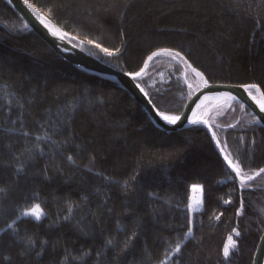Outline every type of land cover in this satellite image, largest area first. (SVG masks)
Masks as SVG:
<instances>
[{"label": "trees", "instance_id": "1", "mask_svg": "<svg viewBox=\"0 0 264 264\" xmlns=\"http://www.w3.org/2000/svg\"><path fill=\"white\" fill-rule=\"evenodd\" d=\"M29 2L121 71L170 49L209 83L264 93V0ZM24 25L0 0V264H161L177 243L167 264H252L264 230V129L250 111L232 101L218 125L205 116L208 124L165 132L129 93L64 61ZM186 69L159 56L137 83L156 109L179 115L192 95L193 74L177 76ZM207 125L241 175L254 177L244 187ZM193 184L202 203L190 215ZM35 203L40 221L16 220ZM230 235L237 247L225 259Z\"/></svg>", "mask_w": 264, "mask_h": 264}, {"label": "water", "instance_id": "2", "mask_svg": "<svg viewBox=\"0 0 264 264\" xmlns=\"http://www.w3.org/2000/svg\"><path fill=\"white\" fill-rule=\"evenodd\" d=\"M4 1L20 15L24 23L28 25V29L34 32L41 40H43L47 44V46L51 50H53V52H55L60 58L83 72L114 83L116 86L125 90L143 108L152 123L165 132H177L190 128L193 124H190L188 122V119L186 118H191L192 111L198 110L197 105H201V101L205 103L207 101H212L213 99L221 98L222 96H220V94L225 92L234 95L236 97V100L230 101H237L244 105L254 116L259 125L264 129V112L260 111L259 104L256 102V100H253L248 95V93H246L243 88L240 87L241 85L222 83H209V88L198 87L189 97L183 107V110L179 114L181 116V120L178 121L175 125L167 124L157 115L156 108L153 106V103L151 102L149 97L145 95V92L140 91L141 87H137V80L140 78H138L136 81H133L129 76L125 75L126 72L106 64L105 62L84 51L80 47L74 45L72 41L77 39L68 33L66 38L63 40L59 39L58 37L52 36L48 29L45 28L44 25H42L40 21L37 20L36 17L32 14L31 10L27 8L23 0ZM38 11L41 12L40 10ZM41 14L49 24V27H52L54 30H59L52 25V23L42 12ZM181 57L183 56L181 55ZM182 60L185 61V57H183ZM151 62H149V65ZM147 69L145 70V73ZM187 69L191 71L189 68ZM252 91V95L256 96L257 100H259L261 103H264V95H262L261 89L260 92H256L255 90ZM205 96H209L211 98L209 100H204ZM207 128L210 129L208 125ZM216 149L221 158L224 160V155L221 152L220 148L216 147ZM252 264H264V230L258 240L252 258Z\"/></svg>", "mask_w": 264, "mask_h": 264}, {"label": "snow or ice", "instance_id": "3", "mask_svg": "<svg viewBox=\"0 0 264 264\" xmlns=\"http://www.w3.org/2000/svg\"><path fill=\"white\" fill-rule=\"evenodd\" d=\"M23 2L25 3V5L27 6L28 9L31 10L32 14L36 17L37 20L40 21V23L42 25H44L45 28L48 29V31L51 33L52 36L54 37H58L59 39L63 40L66 38L67 33H64L62 31L59 30H54L52 27H49V24L46 22L45 18L43 17V15L41 14V12H39L37 10L36 7L33 6L32 3L29 2V0H23ZM28 25L25 24L24 27H27ZM89 43H93L92 41H89ZM96 48H100V50L102 52L105 53V55L107 56H114L116 55V51H110L108 48H102L100 44H95ZM159 56H169L173 59L176 58H181L183 59V57H181V54L179 52H174L170 49H160L158 51H153L150 55L147 56V58L145 59L144 63H143V67L140 68L139 71H133V72H126L125 75L129 76L133 81H136L138 78H142L145 70L149 67V62L153 61V59L155 57H159ZM185 65L187 66V68H189L191 70V73L193 74L194 77L199 78L200 80V84L198 85V87H203V88H209V81L208 79L205 78V75L203 72L198 71L197 68L192 67L191 64H189L186 60L184 61ZM137 87H139V85H137ZM189 88L192 87L191 84L188 85ZM241 88H243V90L248 93V95L253 99L256 100V102L259 104V108L261 112H264V103H261L259 100H257L256 96L252 95V90H255L256 92H260V88L256 85V84H247V85H241ZM141 92H144L143 88H140ZM145 95H147V93H145ZM262 95H264V93H262ZM220 96L226 98L227 100H236V97L234 95H232L231 93L225 92V93H221ZM211 97L209 96H205L204 100H209ZM203 103V101H201V104ZM155 107V105H153ZM200 108V105H197V109ZM157 115L163 120L165 121L167 124L170 125H175L178 121L181 120V116L180 115H169L166 114L164 111H160L159 109H156ZM188 119V122L190 124H208V120L203 119L201 117V115H199L197 113V111L193 110L192 111V117L191 118H186ZM24 135H28L27 133H25ZM213 136H215V133H213ZM46 136H38L37 140H41V139H46ZM219 143V142H218ZM69 160L72 159L71 156L68 157ZM224 160L227 164V166L229 168L232 169V171L235 173L236 178H239L240 180V186L244 187L245 181H251L254 179L253 176H243L241 175V167L238 163H234L232 161V159L229 158L228 155L224 156ZM260 173H264V168L260 169L259 172L257 173V175H259ZM192 192L196 193L198 191L201 190V186L198 184H193L191 186ZM202 203V200L200 198H197L196 196H192L191 197V203L188 204V208L190 211H197L199 210V207ZM224 203H229V201H224ZM243 211V203H241V207L240 209L237 210L236 215H241ZM71 208L69 209V215L65 216V220H69L71 218ZM45 215L43 209L41 208V205L39 203H35L32 204L30 207L24 208L22 210H20L19 215L16 217V220L20 219V217H31L33 218L35 221H40L41 218ZM216 219H219V217L217 216ZM16 220H12L11 223L7 224V228L8 229H13V226L16 223ZM189 224H192V220L189 219ZM4 229H0V232H3ZM233 232L235 233V235L237 237H239L241 235V233L239 231H237L236 229H233ZM190 236H192V228L189 227L188 231L186 232L184 239L187 240ZM228 244H226L223 248V257L225 259H228L230 256V250L231 249H236L237 247V242L236 240H234L232 238V236L230 235L228 237ZM29 244L32 243V241H28ZM181 251V243H177L175 245V247L167 253L165 259L163 261H161V264H167L168 260L172 259L173 256H175L176 254H179Z\"/></svg>", "mask_w": 264, "mask_h": 264}, {"label": "rangeland", "instance_id": "4", "mask_svg": "<svg viewBox=\"0 0 264 264\" xmlns=\"http://www.w3.org/2000/svg\"><path fill=\"white\" fill-rule=\"evenodd\" d=\"M186 71H189V70L186 69L184 72L179 73L177 76L181 80L185 79V74L184 73ZM200 83L201 82H200L199 78H196V77L193 76L192 87H191L192 93L194 92V90H196L198 88V85ZM231 102L232 101H230V100L217 101V102H215V101H207V102L201 104L200 108H198V110H197V113L199 115H201V116H204V117L206 116V118H208V120H210L212 123L218 125L219 123L216 122V120L219 117H221L229 109V106H230ZM204 117H202V118H204ZM209 132L212 134V136H213V133H215V136H213V138L215 139L216 142H219L218 141V139L220 138L219 134L216 131L213 132L211 128L209 129ZM217 145H219V147L222 149V151H223V153L225 155L229 156V154H228V152H227V150L225 148V145L222 142H219ZM229 158H230V156H229ZM199 209H200V207H199ZM194 212H196V211H190L189 210L190 215H192ZM228 242L229 241L227 240L226 244H228ZM231 250H233V249H231Z\"/></svg>", "mask_w": 264, "mask_h": 264}, {"label": "bare ground", "instance_id": "5", "mask_svg": "<svg viewBox=\"0 0 264 264\" xmlns=\"http://www.w3.org/2000/svg\"><path fill=\"white\" fill-rule=\"evenodd\" d=\"M43 41V40H42ZM73 41H76V40H73ZM73 41H72V43H73ZM44 42V41H43ZM45 43V42H44ZM46 44V43H45ZM74 44V43H73ZM47 45V44H46ZM75 45V44H74ZM77 46V45H76ZM79 47V46H78ZM188 70V69H187ZM191 72V71H190ZM225 100H227L226 98H224V97H221V98H217V99H213L212 101H215V102H217V101H225ZM201 106V105H200ZM204 117V116H203ZM192 196H196L197 198H200L201 199V196H202V192H201V190L200 191H198V192H196V193H193V192H191V197Z\"/></svg>", "mask_w": 264, "mask_h": 264}]
</instances>
